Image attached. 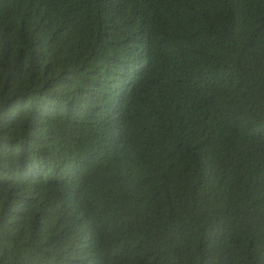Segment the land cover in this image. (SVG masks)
<instances>
[{"label":"trees","instance_id":"16d2710c","mask_svg":"<svg viewBox=\"0 0 264 264\" xmlns=\"http://www.w3.org/2000/svg\"><path fill=\"white\" fill-rule=\"evenodd\" d=\"M0 264H264V0H0Z\"/></svg>","mask_w":264,"mask_h":264},{"label":"rangeland","instance_id":"374dc122","mask_svg":"<svg viewBox=\"0 0 264 264\" xmlns=\"http://www.w3.org/2000/svg\"><path fill=\"white\" fill-rule=\"evenodd\" d=\"M36 176L40 175V173H34Z\"/></svg>","mask_w":264,"mask_h":264}]
</instances>
